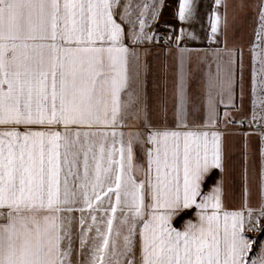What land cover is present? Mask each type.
<instances>
[{
  "label": "snow or ice",
  "instance_id": "6c2138e0",
  "mask_svg": "<svg viewBox=\"0 0 264 264\" xmlns=\"http://www.w3.org/2000/svg\"><path fill=\"white\" fill-rule=\"evenodd\" d=\"M165 6L0 0V264H264V0H175L174 22ZM230 12L253 23L246 115ZM195 25L219 46H192ZM221 109L249 129L238 191Z\"/></svg>",
  "mask_w": 264,
  "mask_h": 264
},
{
  "label": "crops",
  "instance_id": "0c3cea01",
  "mask_svg": "<svg viewBox=\"0 0 264 264\" xmlns=\"http://www.w3.org/2000/svg\"><path fill=\"white\" fill-rule=\"evenodd\" d=\"M236 0H229V3H235ZM213 0H200V7L203 11H207L211 8ZM166 6L162 9L161 21L167 22H174L173 19V7L175 5V0H165ZM250 14V13H249ZM244 16V13H238L236 19H232V13L230 12V23L227 35V45L229 48H236L241 49L243 51V63H244V81H245V96L243 100V114H248L250 112V89H251V72H252V57L250 51V43L252 41V27L253 23L250 19L245 20L241 19ZM206 24V20L204 21ZM153 28L157 27L155 24L152 25ZM195 30L201 36V41H193L192 46L197 48H210V47H218L217 44H210L209 41L206 39L207 29L206 27H201L200 25H195ZM147 47V45H145ZM159 49L161 51H157V48H152L151 52L148 55L149 60H153L154 57L159 56V60L163 62L165 60V54L163 53L162 49L164 47L163 44H160ZM237 62H239L240 53H236ZM155 73L157 77L160 74V63L155 62ZM239 103V100H238ZM232 116L239 118L241 112L237 111L236 109H230ZM226 118L223 116V109H221V120L219 123V127L215 130L221 131L223 133V140H224V147L226 155L231 159L234 163V170L230 167L229 176L235 177L236 184L234 187L237 191L239 190V171H240V164L242 163L241 160V150L244 143V137L241 135L244 132L249 131L247 125H236L233 126L231 124H225L224 120ZM158 123H166L168 126H172L173 124V116L171 110L169 109L167 115L165 116L164 113H159L157 118ZM134 123V121H132ZM258 138L253 137L254 142ZM138 155L142 157V154L138 153ZM218 174L217 169H211L206 175L205 179L201 182L202 183V192H207L211 189L212 184L214 183V177ZM236 202H239L237 197ZM197 208L193 205L190 208L183 209L179 215L174 216L172 218V224L179 230H183L185 227V222L187 220L196 221L198 219L196 212ZM258 233H250V235H256ZM259 240H264V236L261 237Z\"/></svg>",
  "mask_w": 264,
  "mask_h": 264
},
{
  "label": "trees",
  "instance_id": "16d2710c",
  "mask_svg": "<svg viewBox=\"0 0 264 264\" xmlns=\"http://www.w3.org/2000/svg\"><path fill=\"white\" fill-rule=\"evenodd\" d=\"M253 236H256V237H257V239L259 240L261 237H263V236H264V233H258V234H256V235H253Z\"/></svg>",
  "mask_w": 264,
  "mask_h": 264
},
{
  "label": "built area",
  "instance_id": "2783aa9c",
  "mask_svg": "<svg viewBox=\"0 0 264 264\" xmlns=\"http://www.w3.org/2000/svg\"><path fill=\"white\" fill-rule=\"evenodd\" d=\"M164 22H167V21H164ZM160 30H161V32H163V27H162V26H161ZM161 44H162V43H161ZM231 125L236 126V125H238V124L231 123Z\"/></svg>",
  "mask_w": 264,
  "mask_h": 264
}]
</instances>
